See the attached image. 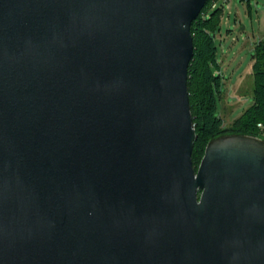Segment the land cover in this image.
<instances>
[{
  "label": "water",
  "instance_id": "95a60500",
  "mask_svg": "<svg viewBox=\"0 0 264 264\" xmlns=\"http://www.w3.org/2000/svg\"><path fill=\"white\" fill-rule=\"evenodd\" d=\"M210 1L0 0V264H264V137L193 162Z\"/></svg>",
  "mask_w": 264,
  "mask_h": 264
},
{
  "label": "trees",
  "instance_id": "16d2710c",
  "mask_svg": "<svg viewBox=\"0 0 264 264\" xmlns=\"http://www.w3.org/2000/svg\"><path fill=\"white\" fill-rule=\"evenodd\" d=\"M250 1V0H247ZM211 0L201 15L192 24L194 58L189 67L188 90L193 123L198 140L193 151V162L197 169L207 145L224 134L264 135L258 124L264 122V40L257 43L252 59L254 90L252 104L241 117L226 127L218 115V101L223 95V76L218 72L216 34L220 31L224 9L216 8L210 14Z\"/></svg>",
  "mask_w": 264,
  "mask_h": 264
},
{
  "label": "rangeland",
  "instance_id": "374dc122",
  "mask_svg": "<svg viewBox=\"0 0 264 264\" xmlns=\"http://www.w3.org/2000/svg\"><path fill=\"white\" fill-rule=\"evenodd\" d=\"M216 3L224 9L221 28L215 37L218 72L224 78L218 115L228 127L253 103L252 59L257 43L264 40V0H217Z\"/></svg>",
  "mask_w": 264,
  "mask_h": 264
},
{
  "label": "built area",
  "instance_id": "2783aa9c",
  "mask_svg": "<svg viewBox=\"0 0 264 264\" xmlns=\"http://www.w3.org/2000/svg\"><path fill=\"white\" fill-rule=\"evenodd\" d=\"M216 2L217 0H213L212 9H216L218 7ZM258 130L264 135V122H260L258 124Z\"/></svg>",
  "mask_w": 264,
  "mask_h": 264
},
{
  "label": "bare ground",
  "instance_id": "6f19581e",
  "mask_svg": "<svg viewBox=\"0 0 264 264\" xmlns=\"http://www.w3.org/2000/svg\"><path fill=\"white\" fill-rule=\"evenodd\" d=\"M210 4V3H209ZM205 11V10H204Z\"/></svg>",
  "mask_w": 264,
  "mask_h": 264
}]
</instances>
